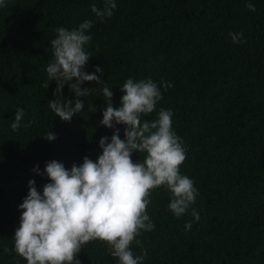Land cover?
<instances>
[{"label": "trees", "instance_id": "trees-1", "mask_svg": "<svg viewBox=\"0 0 264 264\" xmlns=\"http://www.w3.org/2000/svg\"><path fill=\"white\" fill-rule=\"evenodd\" d=\"M116 0L111 17L95 16L90 5L102 0H5L0 7V264H26L13 246L18 204L34 179L38 191L48 182L41 173L52 159L66 168L102 151L101 136L112 129L102 118L105 84L113 107L120 86L132 77L171 83L153 120L171 109L172 128L182 138L180 172L198 190L180 217L169 209L165 186L151 190L146 212L154 223L130 244L142 264H264V0ZM91 20V56L85 70L101 82L85 81L84 108L63 121L48 107L50 99L73 100L68 85L54 96L55 81L46 67L53 59L50 41L57 27L72 29ZM229 32L242 33L233 43ZM75 82V78L73 81ZM74 102V101H73ZM17 107L21 126L10 124ZM28 127H24L25 124ZM123 139V125H116ZM47 131L55 134L48 141ZM143 153H132L133 161ZM199 213L194 220L192 210ZM191 221V228L185 229ZM80 264H117L107 242L92 240L76 254Z\"/></svg>", "mask_w": 264, "mask_h": 264}, {"label": "clouds", "instance_id": "clouds-1", "mask_svg": "<svg viewBox=\"0 0 264 264\" xmlns=\"http://www.w3.org/2000/svg\"><path fill=\"white\" fill-rule=\"evenodd\" d=\"M103 7L90 5L96 17L103 20L113 15L116 0H102ZM5 0H0V7ZM245 6L255 11L252 0ZM91 20H84L78 27H57L56 36L50 41L53 59L45 71L49 81H55L54 96H61L67 84L74 92L73 100L50 99L48 107L63 121H69L80 113L84 102L79 99L89 94L85 81L101 82L96 73H102L99 65L93 72L85 70L91 57L85 45L92 39L88 29ZM233 43L243 42L242 33L229 32ZM75 78V82L73 81ZM171 83L151 78L135 80L127 78L119 87L123 93L118 107H113L111 88H102L104 106L99 123L112 129L109 137L101 136L98 146L102 150L93 161L88 156L77 165L66 168L55 159L45 162L43 172L33 166L37 174L46 175L48 182L38 191L34 179L27 182V194L18 204L19 224L13 234V246L26 264H80L76 254L92 240L107 242L110 255L117 264H142L143 255H134L130 244L141 234L151 231L154 223L146 212L152 189L165 186L170 193L168 209L177 217L183 215L198 194L194 182L180 172L185 160L182 138L172 128L171 109L161 108L156 118L141 120L142 115L152 113L162 98L161 89ZM74 101V102H73ZM24 109L17 107L10 128L21 126ZM24 127H28L29 124ZM123 125V139L120 129ZM51 141L55 134L43 135ZM143 153V158L133 161L132 153ZM194 220L199 213L192 210ZM191 221L185 229L191 228Z\"/></svg>", "mask_w": 264, "mask_h": 264}]
</instances>
